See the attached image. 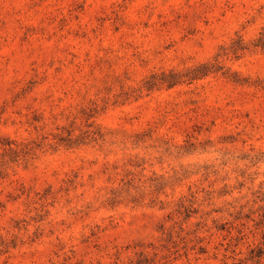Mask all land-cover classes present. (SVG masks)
<instances>
[{"label": "rangeland", "instance_id": "obj_1", "mask_svg": "<svg viewBox=\"0 0 264 264\" xmlns=\"http://www.w3.org/2000/svg\"><path fill=\"white\" fill-rule=\"evenodd\" d=\"M0 264H264V0H0Z\"/></svg>", "mask_w": 264, "mask_h": 264}, {"label": "trees", "instance_id": "obj_2", "mask_svg": "<svg viewBox=\"0 0 264 264\" xmlns=\"http://www.w3.org/2000/svg\"><path fill=\"white\" fill-rule=\"evenodd\" d=\"M207 72H208L207 65L202 64V65H200V66H198L196 68V72H194L193 77L203 76V75L207 74ZM169 75H170V78H171L170 79V83H175L177 81L176 74L175 73H171Z\"/></svg>", "mask_w": 264, "mask_h": 264}]
</instances>
